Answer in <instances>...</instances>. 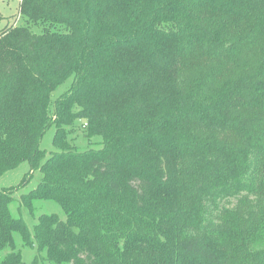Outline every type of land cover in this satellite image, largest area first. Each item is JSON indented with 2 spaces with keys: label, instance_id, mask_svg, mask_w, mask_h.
I'll use <instances>...</instances> for the list:
<instances>
[{
  "label": "trees",
  "instance_id": "16d2710c",
  "mask_svg": "<svg viewBox=\"0 0 264 264\" xmlns=\"http://www.w3.org/2000/svg\"><path fill=\"white\" fill-rule=\"evenodd\" d=\"M19 8L0 32V176L28 160L42 175L22 205L65 219L40 214L31 236L0 189V264H24L15 233L53 264H264V0ZM83 119L100 141L80 151Z\"/></svg>",
  "mask_w": 264,
  "mask_h": 264
},
{
  "label": "rangeland",
  "instance_id": "374dc122",
  "mask_svg": "<svg viewBox=\"0 0 264 264\" xmlns=\"http://www.w3.org/2000/svg\"><path fill=\"white\" fill-rule=\"evenodd\" d=\"M21 0H0V32L5 31L13 26L25 25L23 16L20 14ZM43 25H29L28 28L34 33H41ZM71 78V77H70ZM70 78L59 85L51 92L50 101H53L69 86ZM85 120H76L72 126L68 127L69 134L67 136L68 142L80 151H84L89 147L99 146L100 137L94 136L85 137L86 124ZM55 126L50 125L40 139L39 147L45 151L42 161H44L50 154L55 151L53 144ZM91 141V144L89 143ZM41 172L39 169H33L28 160L20 162L15 168L4 172L0 176V189L13 188L14 201L10 204V211L15 217H20L25 222L27 229L32 236L33 227L37 222L40 214L55 213L60 219L64 220L65 215L61 206L53 200H38L34 203V211L22 205L21 195L36 187L41 179ZM24 181V183H23ZM234 199L228 205H232ZM15 248L21 253V258L24 264H53L48 261L42 252H39L36 246L24 245L20 234H14ZM36 262H35V258Z\"/></svg>",
  "mask_w": 264,
  "mask_h": 264
}]
</instances>
